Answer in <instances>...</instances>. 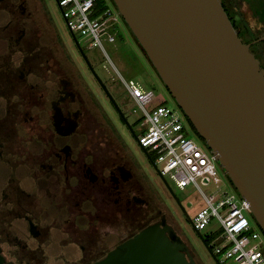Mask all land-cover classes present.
Instances as JSON below:
<instances>
[{
	"label": "flooded vegetation",
	"instance_id": "af4514ba",
	"mask_svg": "<svg viewBox=\"0 0 264 264\" xmlns=\"http://www.w3.org/2000/svg\"><path fill=\"white\" fill-rule=\"evenodd\" d=\"M220 1L264 71V0ZM51 28L43 0H0V254L5 263L92 264L144 227L164 221L195 264H202L156 189H147L140 163L107 116L105 107L126 123L121 108L131 99L124 95L118 102L94 77L99 98L86 89L62 40L56 34L49 40ZM73 47L83 58L74 40ZM92 105L107 119L117 146L90 139ZM188 131L200 139L190 125Z\"/></svg>",
	"mask_w": 264,
	"mask_h": 264
},
{
	"label": "water",
	"instance_id": "95a60500",
	"mask_svg": "<svg viewBox=\"0 0 264 264\" xmlns=\"http://www.w3.org/2000/svg\"><path fill=\"white\" fill-rule=\"evenodd\" d=\"M111 2L179 110L248 203L264 236V71L221 1ZM72 38L79 47L74 34ZM0 264H6L1 254ZM92 264L195 262L181 239L161 221L144 227Z\"/></svg>",
	"mask_w": 264,
	"mask_h": 264
},
{
	"label": "built area",
	"instance_id": "2783aa9c",
	"mask_svg": "<svg viewBox=\"0 0 264 264\" xmlns=\"http://www.w3.org/2000/svg\"><path fill=\"white\" fill-rule=\"evenodd\" d=\"M70 32L80 34L89 47L103 50V41H116L118 14L109 0H56ZM142 128L137 137L141 149L151 156L158 173L170 177L179 188L193 185L203 206L192 219L193 228L210 231L215 240L211 248L218 264H264L263 235L246 218L249 205L234 189L221 190L219 165L210 151L187 136L189 123L181 111L152 104L155 93L143 90L136 82L122 79ZM153 156V157H152ZM157 164V165H156ZM214 185L206 195L201 187ZM215 222L216 229H209Z\"/></svg>",
	"mask_w": 264,
	"mask_h": 264
},
{
	"label": "rangeland",
	"instance_id": "374dc122",
	"mask_svg": "<svg viewBox=\"0 0 264 264\" xmlns=\"http://www.w3.org/2000/svg\"><path fill=\"white\" fill-rule=\"evenodd\" d=\"M109 2L113 10L118 14L111 0H109ZM43 3L52 26L50 30V37H48L49 40L52 43L56 38V35L62 40L64 46L73 59L75 66L81 74L84 86L87 84L86 89L90 87L98 97L99 84L97 80H93V77L95 79L94 74H91L86 62L74 49L72 33L66 25L56 0H43ZM35 15L38 16L37 13ZM37 18L41 20V15ZM118 18L119 24L116 26V41L114 43L103 41V50L100 48L89 47V43L85 41L83 36L80 34L75 35L80 47L83 48L86 58L89 61L94 73L105 85L108 86L110 93L118 102H121L124 95H128L122 79L125 81L132 80L143 90L154 91L155 98L148 108L162 104L179 110L159 77H157L155 70L153 71L149 65L142 50L136 44V40L133 35L130 34V30L126 27V24L119 14ZM133 108L134 105L132 103L129 106L121 108L126 123H124L123 120L119 123L113 114L110 113L109 108L105 107L106 110L108 109L107 116L116 127L121 142L128 150L130 156L140 163L142 170L146 175L147 189H156L158 196L160 197L162 207L164 210L170 209L171 214L178 223L184 238L192 246L200 262L202 264H218L217 260H219V258H215L211 249L215 245V240L213 237L209 236L210 231H201L200 236L196 233L192 225L193 217L204 204L203 199L193 185H189L181 189L170 177L165 178L170 190L164 184L158 173L159 166L156 164L157 166L154 167L151 164L138 144L137 137L141 134L142 128L140 126L139 115L137 113H133ZM88 110H91L93 113V118L90 119L91 122H88V125L91 126V129L93 130L90 139H92L94 143L98 142L104 144L107 142L113 144L114 147L117 146L116 144H118V141L112 135V132L108 127L107 119L105 120L101 113L93 105L92 108H89ZM187 133V136L201 148L204 150L208 149L205 143L196 137L193 132L188 131ZM219 177L221 179V190L233 189L221 170L219 171ZM201 188L206 195L212 194L216 191L214 185ZM189 202L192 204L191 206H188ZM245 215L250 224L254 226L255 223L253 222L251 214L245 211ZM211 228L216 229L215 222L210 224L209 229ZM204 238L207 240V243H204ZM262 245L264 246V237Z\"/></svg>",
	"mask_w": 264,
	"mask_h": 264
},
{
	"label": "trees",
	"instance_id": "16d2710c",
	"mask_svg": "<svg viewBox=\"0 0 264 264\" xmlns=\"http://www.w3.org/2000/svg\"><path fill=\"white\" fill-rule=\"evenodd\" d=\"M136 43H137V45L139 46V48L142 50V52H143V54L145 55V53H144V51H143V49L140 47V45L138 44V42L136 41ZM145 57H146V55H145ZM146 59H147V61H148V63H150L149 62V60H148V58L146 57ZM151 64V63H150ZM190 125V124H189ZM191 126V125H190ZM191 128H192V126H191ZM227 178V177H226ZM228 179V178H227ZM228 182H229V184L232 186V188H233V185L231 184V182L229 181V179H228ZM234 189V188H233ZM235 191V190H234ZM253 222L255 223V221L253 220ZM256 225V224H255ZM256 227L258 228V226L256 225ZM258 230L260 231V229L258 228ZM261 232V231H260Z\"/></svg>",
	"mask_w": 264,
	"mask_h": 264
}]
</instances>
